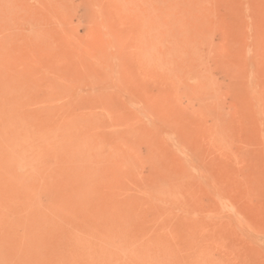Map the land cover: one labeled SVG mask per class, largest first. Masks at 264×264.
I'll return each instance as SVG.
<instances>
[{"label": "rangeland", "instance_id": "1", "mask_svg": "<svg viewBox=\"0 0 264 264\" xmlns=\"http://www.w3.org/2000/svg\"><path fill=\"white\" fill-rule=\"evenodd\" d=\"M0 264H264V0H0Z\"/></svg>", "mask_w": 264, "mask_h": 264}]
</instances>
